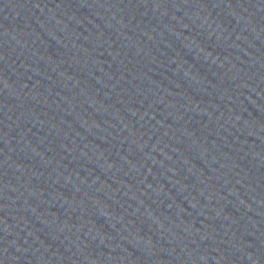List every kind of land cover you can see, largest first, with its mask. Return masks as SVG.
I'll list each match as a JSON object with an SVG mask.
<instances>
[{
	"label": "water",
	"instance_id": "obj_1",
	"mask_svg": "<svg viewBox=\"0 0 264 264\" xmlns=\"http://www.w3.org/2000/svg\"><path fill=\"white\" fill-rule=\"evenodd\" d=\"M0 264H264V0H0Z\"/></svg>",
	"mask_w": 264,
	"mask_h": 264
}]
</instances>
